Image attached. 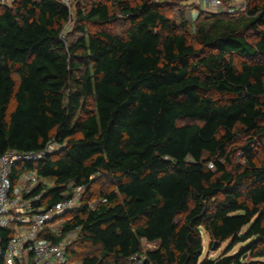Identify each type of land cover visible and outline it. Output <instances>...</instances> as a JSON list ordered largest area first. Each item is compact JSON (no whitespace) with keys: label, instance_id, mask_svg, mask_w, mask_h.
Returning a JSON list of instances; mask_svg holds the SVG:
<instances>
[{"label":"trees","instance_id":"obj_1","mask_svg":"<svg viewBox=\"0 0 264 264\" xmlns=\"http://www.w3.org/2000/svg\"><path fill=\"white\" fill-rule=\"evenodd\" d=\"M71 1V12L54 0L0 6V155L59 147L25 167L53 181L36 207L83 189L48 238L79 231L67 264L79 239L100 250L80 264H263L264 0H248L240 22L198 21L194 44L183 14L166 16L170 0ZM120 16L124 37L105 29ZM100 179L112 190L93 191ZM202 234L209 250L227 248L203 256ZM11 237L0 228L1 250Z\"/></svg>","mask_w":264,"mask_h":264},{"label":"built area","instance_id":"obj_2","mask_svg":"<svg viewBox=\"0 0 264 264\" xmlns=\"http://www.w3.org/2000/svg\"><path fill=\"white\" fill-rule=\"evenodd\" d=\"M54 1L71 12V0ZM191 1L209 11H215L226 0ZM13 2L14 0H0V6L9 8ZM50 144L39 152L21 153L12 150L0 155V228L12 230V237L5 249L0 248V264H67L65 255L69 240L79 234V231L70 232L57 242H53L48 236H59L61 227L55 230L56 224L53 221L79 205L83 189L76 188L70 198L47 209L36 207L41 195L34 194L35 191L39 186H51L46 179L38 176L36 170L25 169L26 165L35 166L46 156L53 154L49 151ZM209 168L212 166L209 165Z\"/></svg>","mask_w":264,"mask_h":264},{"label":"rangeland","instance_id":"obj_3","mask_svg":"<svg viewBox=\"0 0 264 264\" xmlns=\"http://www.w3.org/2000/svg\"><path fill=\"white\" fill-rule=\"evenodd\" d=\"M94 1V0H81L82 2V8H86L90 5V3ZM125 2H128L129 5H134L135 2L137 0H122ZM169 1V0H168ZM167 1V2H168ZM171 5H169L168 9H166L164 12L166 13V16H169L171 20H174L176 23L179 22V18L178 15L180 13L183 14V18L186 21L188 28H187V37H188V41L191 44H194L193 41V36H194V29L196 26V23L198 21H201L203 19H208L210 17L215 16V18H220V19H227L229 20V18L231 19V21H239V20H243L246 17V10L248 8V0H226L224 2V5L215 11H209L205 8H202L200 5L195 4L194 2H192L191 0H173L171 1ZM175 4V5H174ZM173 7V8H171ZM170 8V9H169ZM232 10V11H231ZM111 11H117V7L116 6H112L111 4ZM75 15L73 14L70 22L65 26L64 30L66 33L62 34V40L66 43L71 42V40H73L75 37L78 36V34L75 32V21H74V17ZM240 22V21H239ZM86 30L89 33H93L97 30H100L99 27L92 25V24H86L85 25ZM106 30L120 36V37H124L127 29H128V23L125 21L124 17H119L117 22L105 27ZM245 36L247 37V39L252 42L253 40H255V37L253 35L250 34H245ZM13 78L15 80V82H17V76L13 75ZM13 105V102H12ZM245 141V139H241L237 144V146H235L234 150H233V154L231 156V161L233 164L236 163H242V158L241 155L238 151V146L241 144V142ZM59 147L55 144V143H51L50 144V153H56L58 151ZM260 152H261V147L256 146L254 148V153L256 154L257 157H260ZM47 183L49 186H53V181L52 180H47ZM107 189V190H112V186L111 183L109 182V180L105 179H100L98 180L94 185H93V191H97L99 189ZM98 203V198L97 195H94V199L91 202V206H95ZM66 217H68V215L62 213L59 217V219H57V221H53V224H56L54 229L55 230H59V227H61V225L63 224V222H65ZM77 236H73L72 238H70L69 240V246L71 244H73L75 242V240L77 239ZM248 242L242 243V244H238L236 245L228 254L229 255H234L237 254L241 248V246H243L244 244H246ZM202 245H203V256H207L208 258H216L218 257L228 246V243L223 244L221 247H219V249H208V245H209V240L207 239V237L202 234ZM68 246V247H69ZM156 247V244H144L143 245V251L146 250H152ZM72 250V258L71 259V263L70 264H80L81 263V259L83 257L86 256H92V255H99V249L97 247H92L90 244L88 243H84L81 239L78 240L77 243H75L74 246L71 247ZM68 259V258H67ZM243 262L247 263L248 262V254H246L243 257ZM258 262H262L264 264V258L263 259H257ZM132 264V263H129Z\"/></svg>","mask_w":264,"mask_h":264},{"label":"water","instance_id":"obj_4","mask_svg":"<svg viewBox=\"0 0 264 264\" xmlns=\"http://www.w3.org/2000/svg\"><path fill=\"white\" fill-rule=\"evenodd\" d=\"M216 247H217V243H214V245H213V249L215 250Z\"/></svg>","mask_w":264,"mask_h":264}]
</instances>
